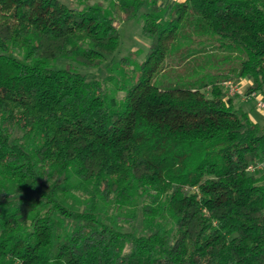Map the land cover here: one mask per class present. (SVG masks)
<instances>
[{
    "label": "trees",
    "instance_id": "1",
    "mask_svg": "<svg viewBox=\"0 0 264 264\" xmlns=\"http://www.w3.org/2000/svg\"><path fill=\"white\" fill-rule=\"evenodd\" d=\"M73 1L0 0V264H264V0Z\"/></svg>",
    "mask_w": 264,
    "mask_h": 264
},
{
    "label": "rangeland",
    "instance_id": "2",
    "mask_svg": "<svg viewBox=\"0 0 264 264\" xmlns=\"http://www.w3.org/2000/svg\"><path fill=\"white\" fill-rule=\"evenodd\" d=\"M63 3H65L68 6H77V4L75 3V1L73 0H61ZM92 3L94 2H98V1H104V0H91ZM162 4L165 5L168 1L167 0H161ZM174 3V2H173ZM119 26V31L121 34V45L119 47V50L117 51V53L115 54L114 58L116 60H119L122 57H134V59L136 61H142L147 49L149 47V41L144 38L141 35V27H142V19L139 16L138 18L128 21V22H120L118 24ZM133 48L135 49V51H137L138 49H140V51L138 53H134L135 51H133ZM68 63H70L69 60L67 59H59L56 62V66L58 68H65ZM176 63H177V58L175 56H168L166 58V64L169 66V69H171L172 71V75L167 76V78H165L168 81H172L174 80L176 82V84H178V80H180L181 76L180 74H178L179 72H177L176 69ZM71 64L75 65L79 70L83 71L84 73H86L90 78H94V77H104L105 73L104 72H98L97 69H86L82 66H79L73 62H71ZM209 70H204V69H199L200 71L197 72L194 77L196 79H206V75L212 74V72L214 71V73H216V69L211 67L209 68ZM213 69V70H212ZM204 70V71H203ZM178 74V75H177ZM184 76V75H183ZM243 94H242V93ZM245 89L244 86H242L240 84V93L235 95L234 98L237 99V106L239 107V103L241 104V98L242 99H247L248 96L245 93ZM262 95H258L257 98H252L251 101L249 102H242L241 104V108L243 111L248 112L251 116V118L256 121L257 123L264 125V116L261 115V109L258 106V102L260 101V98L263 100ZM239 102V103H238ZM262 108V107H261ZM264 112V110L262 111Z\"/></svg>",
    "mask_w": 264,
    "mask_h": 264
},
{
    "label": "built area",
    "instance_id": "3",
    "mask_svg": "<svg viewBox=\"0 0 264 264\" xmlns=\"http://www.w3.org/2000/svg\"><path fill=\"white\" fill-rule=\"evenodd\" d=\"M224 86H225L229 96H235V95L240 93V83H236L234 81H227L224 83ZM257 97H258V95L256 93L255 94L253 93L248 98H257ZM258 106L264 107V100H262L261 98H260V101L258 102ZM262 166H264V163L261 166H259L258 168H260Z\"/></svg>",
    "mask_w": 264,
    "mask_h": 264
},
{
    "label": "crops",
    "instance_id": "4",
    "mask_svg": "<svg viewBox=\"0 0 264 264\" xmlns=\"http://www.w3.org/2000/svg\"><path fill=\"white\" fill-rule=\"evenodd\" d=\"M165 1V0H164ZM168 2L166 3L167 5H172L173 4V2L175 3V2H181V1H185V0H167ZM162 3V2H161ZM133 51H135V49L133 48ZM242 86H244V89H245V91L248 89V87L251 85V81H249L248 79H243L242 81H241V83H240ZM263 98V97H262ZM252 100V98H247V99H242L241 98V101H239V102H241V104H242V102H249V101H251ZM263 100H264V98H263ZM238 102V103H239ZM241 104L239 103V106L241 107ZM260 109H261V115L264 113V112H262L263 110H264V107H260ZM250 115V114H249ZM262 116H264V114L262 115ZM251 117V116H250ZM252 119V118H251ZM254 119V118H253ZM252 119V120H253ZM254 121V120H253ZM254 122H256V121H254ZM258 171H259V173L260 174H264V166H262V167H260V168H258Z\"/></svg>",
    "mask_w": 264,
    "mask_h": 264
}]
</instances>
